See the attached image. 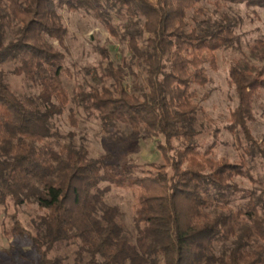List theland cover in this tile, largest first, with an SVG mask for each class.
Masks as SVG:
<instances>
[{"label":"trees","instance_id":"obj_1","mask_svg":"<svg viewBox=\"0 0 264 264\" xmlns=\"http://www.w3.org/2000/svg\"><path fill=\"white\" fill-rule=\"evenodd\" d=\"M237 3L264 7V0H104L101 8L90 0H0V205L36 204L38 232L16 213L4 231L27 242L32 264H62L50 256L62 243L75 245L73 264H264V174L259 193L242 192L235 178L249 176L245 164L213 158L219 129L202 146L194 128L208 68L222 49H240V19L222 11ZM63 7L93 9L125 47L119 61L100 48L72 97L62 82ZM246 48L228 63L237 104L223 127L240 132L250 144L243 151L264 164L248 126L264 90V39ZM6 61L36 92L9 86ZM72 100L106 132L124 125L130 140H154L161 161L137 168L111 153L89 156L72 133L60 140L55 119ZM112 187L135 188L133 240L120 207L104 202ZM3 250L5 264H19L13 246Z\"/></svg>","mask_w":264,"mask_h":264},{"label":"rangeland","instance_id":"obj_2","mask_svg":"<svg viewBox=\"0 0 264 264\" xmlns=\"http://www.w3.org/2000/svg\"><path fill=\"white\" fill-rule=\"evenodd\" d=\"M90 1L96 8H101L100 3L104 2V0H99V3L96 0ZM107 10L112 16L113 22H119L116 10ZM222 11L230 17L240 19L236 28L240 49H222L218 54L217 67L207 70L210 78L208 84L198 88L200 95L208 93V96L202 102L203 112L196 115L194 128L200 131L196 139L202 146H206L213 140V131L219 129L213 153L214 160L217 161L219 157L223 156L233 162H243L249 176L236 177V182L242 188V192L256 190L259 193L261 185L258 184V180L264 174L263 159L254 153L250 155L245 153L243 149L250 144L245 143L240 132H230L223 126L230 121V112L237 104L234 89L227 79L228 63L241 54L247 53V43H252L258 38L264 39V7L247 6L244 3L226 4L222 7ZM59 12L68 28L65 49L62 48L67 53L62 82L65 90L72 97L77 83L86 77V69L96 64L100 59V48H108L113 59L119 61L120 52H123L125 47L111 36L93 9L83 7L77 11H69L63 7ZM120 49L122 51H119ZM2 67L5 71V80L13 90L18 93L36 92L34 86L24 77L10 73L11 62L6 61ZM55 124L61 135L60 140L69 138V133H72L74 143L77 146H85L89 156L111 153L118 162L131 161L137 168L145 162L161 161L154 140H130L124 125L118 126L112 132H106L98 119L93 114L81 109L75 100L69 102L65 112L55 119ZM248 126L255 142L264 149V90L259 91V95L256 97L253 120L248 123ZM134 198L135 188L122 187H112L104 197L105 203L117 205L122 210L121 222L126 235L131 240L134 239L135 232L132 221ZM38 212L34 203L21 206H14L12 203L0 205V264H5L9 258L3 250L9 245L14 247L12 254L17 258L19 264H32L31 259L34 255L27 242L17 237L7 236L4 231L12 225L11 216L16 213L27 228L32 232H38L40 230L39 222L36 219ZM74 246L62 243L51 251L50 256L60 258L62 264H73L72 250ZM221 249V245L216 246L217 252ZM20 254L25 256L24 259L18 257Z\"/></svg>","mask_w":264,"mask_h":264},{"label":"crops","instance_id":"obj_3","mask_svg":"<svg viewBox=\"0 0 264 264\" xmlns=\"http://www.w3.org/2000/svg\"><path fill=\"white\" fill-rule=\"evenodd\" d=\"M5 252V251H4Z\"/></svg>","mask_w":264,"mask_h":264}]
</instances>
